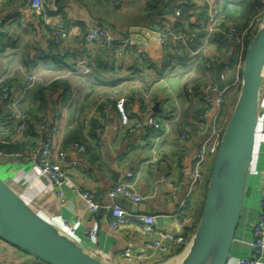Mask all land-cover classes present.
Here are the masks:
<instances>
[{
    "label": "crops",
    "instance_id": "0c3cea01",
    "mask_svg": "<svg viewBox=\"0 0 264 264\" xmlns=\"http://www.w3.org/2000/svg\"><path fill=\"white\" fill-rule=\"evenodd\" d=\"M47 1L48 27L40 19L29 21L25 0H0V79L10 80L11 98L20 93L28 72L39 78V84L46 86L56 82L59 87L57 92L45 96V104L36 98L37 88L29 93L23 110L25 113L30 111L31 115L34 112V122L28 126L35 127L36 133L25 135L24 132L19 141L23 142L20 156H0V178L34 212L105 264H126L120 258L126 249H131L135 255H143V264H177L181 253L172 255L175 246L168 247L163 255L156 254L153 247L156 235L144 232L137 219L131 218L125 226L111 230L110 210L89 212L84 202L72 192L71 184L91 192L101 206H109L115 201L107 197L108 191L126 181L127 175L131 174L142 201L139 205L130 203V208L123 207L130 213L156 216L158 231L181 233L175 222L178 206L189 197L191 206L185 214H197L206 197L214 161L209 157L205 181L192 187L190 172L195 154L214 125V114L207 113L201 94L205 85L222 83L217 78V67L230 57L229 48L221 50L216 35H207L201 24L205 23L211 10L241 7L245 0H195V12L185 21L174 16L170 20L148 18L150 13L144 12L148 0ZM201 12L206 15L201 17ZM22 18L27 25H20ZM174 24L179 25V31L188 39L179 57L174 54L180 44L175 38L169 40L167 49L155 41L162 29L174 31ZM92 27H101L113 38L130 39L131 43L121 54L116 48L88 47L84 38ZM55 28L63 30L61 42L75 51V55L66 59L60 68L53 67L47 59ZM140 54L147 59L141 68L138 67ZM24 61L28 62V70L23 66ZM205 62L210 63V69L204 67ZM85 68L90 72L83 75ZM189 88L193 90L192 94H187ZM120 99L125 100L127 114L133 122L153 118L160 124L159 131L139 128L129 134L121 127L115 108V102ZM260 101L261 106L264 80ZM41 104L45 107L41 108ZM55 109H59L60 116L54 155L64 150L68 139L80 136V119L93 112L83 133L85 141L81 143L86 152L80 154L70 150L65 155L64 165L72 183L63 189V205L52 184L38 178L32 158V153L40 148L44 134L49 133L48 123ZM39 119H44L42 122L45 121L47 130H39ZM6 121H10L8 104L0 101V138L10 135L4 127ZM185 125L190 126L192 136L181 141L180 134ZM261 125L258 113L254 160L228 264H238L240 257L246 255L242 241L251 238L252 226L257 219L258 186L264 181ZM95 128L101 130L98 138L94 135ZM169 185L173 186L174 198ZM188 221L191 226L193 219L190 217ZM86 230H93L94 237L87 238ZM0 264L42 262L0 240ZM260 264H264V254Z\"/></svg>",
    "mask_w": 264,
    "mask_h": 264
},
{
    "label": "built area",
    "instance_id": "2783aa9c",
    "mask_svg": "<svg viewBox=\"0 0 264 264\" xmlns=\"http://www.w3.org/2000/svg\"><path fill=\"white\" fill-rule=\"evenodd\" d=\"M25 3L27 5V16L29 21L34 22L40 19L42 20L43 25L48 27V1L25 0ZM185 4V0H181L175 5L173 12L174 18L178 19L181 17L183 11L182 6ZM204 21L205 23L201 24V27L202 29L207 30V35H220L222 37V42L229 44L230 57L223 62L221 67L220 81L225 84L223 90L219 91L217 85H205L203 88V93L201 94V99L206 106L207 113L214 114V125L210 134L204 140L195 154V162L190 172L192 187L199 185L202 181H205V167L207 161L209 157H212V160L215 159L223 134L220 126L224 117L226 92H232L236 90L239 92L241 85V72L244 66L248 47L264 23V3L258 9V12L251 19L249 24L242 30H238L236 24L234 23H228L226 30L222 29L221 24L223 21L220 16H218L217 11L213 12L211 10L208 17H206ZM20 25H26L23 18L20 21ZM62 32L63 30L55 28L53 41L58 46V54L60 59L66 60L71 56H74L75 51L71 47L66 46L63 42H61V36L63 34ZM171 38H175L177 41H179L180 44H182V48H184L185 44L187 43V38L182 32L176 33L170 29H162L157 34L155 41L157 45L167 49L169 40ZM84 41L88 47L116 48L119 54H121L123 49L129 46L131 43L130 39L113 38L106 30L101 27L90 28L85 35ZM174 54L175 56L179 57L181 55V51L179 49H175ZM145 62H147L146 57L143 54H140L138 58V67H143ZM204 67L206 69H210L211 65L209 62H205ZM89 72L90 70L85 68L82 74L86 75ZM38 83H40V81L36 75L27 73L25 75V84L18 96L14 99L11 98L9 87L5 86L3 88L1 100L7 102L8 104V108L10 110L9 119L16 124V133L9 141H2L1 144H15L21 140L26 130L27 122L30 119V116L24 112L23 107L26 104V99L29 93ZM192 92L193 90L191 88L187 90V94H192ZM115 108L119 116V123L121 127L129 134L133 133L139 128L155 131H159L160 129V124L153 118H149L145 122H133L127 114L124 99H120L115 102ZM259 113L262 121L260 133L264 134V102H262L259 108ZM59 116L60 115L58 111H53L51 120L48 123L50 128L49 133L46 136V140L39 149L32 153V158L36 163L38 178L47 180L52 184L56 191V196L59 200V203L63 205L65 203L63 189L66 184L72 183L71 177L66 173L67 166L64 165L65 155L70 150H74L80 154H83L86 152V148L83 144L73 142L65 146L64 150L54 155L55 135L58 132L57 122ZM92 117L93 112L86 115V118L84 119L85 129H87L89 126ZM99 129L100 128H95V138L100 136L101 130ZM39 130H47L46 124H40ZM191 136L192 130L190 126H183L180 134V140L187 141L191 138ZM0 156L8 157V155L3 154L1 151ZM17 156L18 155H12L11 157ZM134 180V176L131 174L127 175V180L123 181L122 183H117L115 186H113L108 191L107 197L112 201L120 198L130 202L133 205H139L142 201V198L135 190L133 184ZM172 189L173 186L169 185L171 196L174 198ZM71 190L81 201L84 202L89 212L96 213L105 209L110 210L112 219L109 222V228L113 231L125 226L129 223V220L133 218L139 221L144 232L153 233L156 235L157 239L153 242V247L162 253L168 251V247L176 246L185 249L189 244L190 240H186L181 235L183 229L189 225V221L183 218L187 210V203L189 199L188 196V198L178 206L179 213L175 215V222L176 227L181 231V233L179 235H174L171 232H162L157 230L158 218L156 216L130 213L123 206L115 202L109 206H101L95 201V197L91 192L74 183L71 184ZM258 192L259 197L257 219L252 226L251 238L247 241H242L246 255L240 257L238 264H260L264 254V181L258 186ZM84 235L87 238H93L94 231L86 230ZM120 258L126 264H132L133 262H139L141 264L144 263V256L141 254L135 255L131 249H126L124 252H122V254H120Z\"/></svg>",
    "mask_w": 264,
    "mask_h": 264
},
{
    "label": "water",
    "instance_id": "95a60500",
    "mask_svg": "<svg viewBox=\"0 0 264 264\" xmlns=\"http://www.w3.org/2000/svg\"><path fill=\"white\" fill-rule=\"evenodd\" d=\"M179 1L165 0L162 11L147 17L170 20ZM221 67H217L218 79ZM263 80L264 23L248 47L237 100L210 170L203 210L177 264H228L254 160ZM223 88L219 84V91ZM45 140L44 134L42 144ZM115 203L130 208L123 199ZM0 240L43 264H105L34 212L1 178Z\"/></svg>",
    "mask_w": 264,
    "mask_h": 264
},
{
    "label": "trees",
    "instance_id": "16d2710c",
    "mask_svg": "<svg viewBox=\"0 0 264 264\" xmlns=\"http://www.w3.org/2000/svg\"><path fill=\"white\" fill-rule=\"evenodd\" d=\"M248 1L243 3L241 5V7L233 6L232 8H226V9H222L221 11H217L218 16H220V18L223 21V23L221 24L222 29L226 30V26H227L228 23L236 24V27H237L238 30L244 29L249 24L251 19L256 15L258 9L262 6V3H260V1L255 2L254 0L252 2L251 1L248 2ZM164 2H165V0H148L144 4V12H148V13L158 12L161 9H163ZM185 3L186 4L182 6L183 7V11H182L181 17L178 18L181 21H185V19L190 18L192 16V14H194V12H195V6H196L195 0H185ZM205 15H206L205 12L204 13L201 12V17H203ZM174 26H175L176 29L173 32H176V33L177 32H182V31H179V29H178L179 25L178 24H174ZM215 37H216V40H217L218 45H219L221 50L222 49H224V50L226 49L227 50L229 48V44H225L224 42H222V37L220 35H216ZM177 49L181 50L182 49V44L177 45ZM48 51H50V52L47 54L48 55L47 59H48V61L52 62L51 63L52 66L55 67V68L63 67L64 66V62H66V60L60 59L59 54H58V46L54 43V41H52L51 44L48 46ZM26 64H28V62L24 61V65L23 66L26 67ZM26 69L28 70L27 67H26ZM27 72L28 71H26V73ZM28 73H30V72H28ZM5 86H7V87H9V89H11L10 80L8 81L6 78H2L1 79V83H0V101H2L1 100L2 90H3V88ZM35 88H37L36 98L39 101H41L42 103L45 104V102H46L45 101V96H47V94H53V93L57 92L58 91L57 89L59 87H57L56 82H53L52 84L50 83L49 85H46V86L38 83L37 85H35V87L33 89H35ZM236 96H235V98H236ZM43 107H45V106H43L41 104V108H43ZM55 110L60 113L59 109L58 110L55 109ZM26 113L27 114L29 113L31 115L30 111H28V112L26 111ZM33 114H34V112H33ZM33 114L31 115L30 121L27 122L25 135L26 134H30L31 132L35 131V127H29L28 126V123H31L34 120ZM229 115L230 114L227 113L225 118L223 117L222 124L220 126L222 131H224V129H225V126H226V123L228 121ZM9 117H10V110H9ZM39 120L40 121L38 122L39 123L38 127H39L40 124H42V123L44 124L45 123V121L42 122L44 119H39ZM6 122L7 123H6V125L4 127L6 128V130H9L7 132L10 133V135L0 138V151L3 154L8 155V156H12V155L20 156L23 142H18V143L9 144V145L1 144L2 141H6V140L9 141L11 138L14 137V135L16 133V124L13 121H11V120L10 121H6ZM10 122H12L14 124V125H11L12 128H11V126L9 124ZM27 127H28V129H27ZM79 131H80V136L77 137V138L68 139V141H67L65 146H67V145H69L70 143H73V142L81 144L83 141H85V136L83 134L84 131H85L84 117H82L80 119ZM1 133L2 132L0 131V134ZM34 133H36V132H34ZM204 201L201 203L200 209H199V211L197 212L196 215L189 216L186 213L187 215L184 214V216H183V218H185L186 220L190 219V217L193 219V224L191 226L188 225L186 228H184L183 232L181 234L182 237L185 238L186 240H190L192 235H193V233H194V231H195L196 225L198 223V220H199V218L201 216V213H202V210H203ZM190 202H191V200L187 203V209H189V207L191 206ZM183 250H184V248H182V247H176L175 252L172 253V255L173 254L182 253Z\"/></svg>",
    "mask_w": 264,
    "mask_h": 264
},
{
    "label": "rangeland",
    "instance_id": "374dc122",
    "mask_svg": "<svg viewBox=\"0 0 264 264\" xmlns=\"http://www.w3.org/2000/svg\"><path fill=\"white\" fill-rule=\"evenodd\" d=\"M248 0H245V2H247ZM249 1H253V0H249ZM248 1V2H249ZM255 2H257V1H260V3H264V0H254ZM262 1V2H261ZM256 12V11H255ZM258 12V11H257ZM254 14V13H253ZM238 96V92H237V90L236 91H232V92H230V91H228V92H226V99H225V111H224V118H225V116L227 115V113L228 114H230L231 113V111H232V109H233V107H234V105H235V103H236V100H237V96ZM235 96H236V98H235ZM229 109V110H228ZM211 170V169H210ZM210 174V173H209Z\"/></svg>",
    "mask_w": 264,
    "mask_h": 264
}]
</instances>
